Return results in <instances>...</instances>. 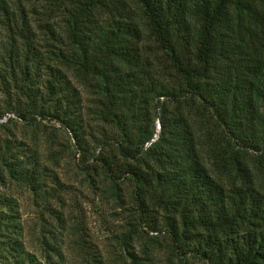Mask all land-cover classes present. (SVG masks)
<instances>
[{"label": "trees", "instance_id": "1", "mask_svg": "<svg viewBox=\"0 0 264 264\" xmlns=\"http://www.w3.org/2000/svg\"><path fill=\"white\" fill-rule=\"evenodd\" d=\"M74 77L118 129L97 141L107 152L88 147ZM160 96L176 109L153 139ZM12 111L56 122L111 191L129 179L139 209L165 212L169 252L195 259L183 264H264V0H0V117ZM18 143L0 135V167L34 192L41 171ZM0 264L41 262L5 233Z\"/></svg>", "mask_w": 264, "mask_h": 264}, {"label": "rangeland", "instance_id": "2", "mask_svg": "<svg viewBox=\"0 0 264 264\" xmlns=\"http://www.w3.org/2000/svg\"><path fill=\"white\" fill-rule=\"evenodd\" d=\"M60 7L49 12L58 29L63 27ZM35 8L43 9L40 2L35 3ZM73 79L80 93V122L88 147L94 146V154L107 152L98 143L118 129L97 113L99 95L92 81ZM159 100L153 114V139L161 129L160 118L176 109L174 102L161 96ZM195 119L200 123L196 126L198 139L207 142L214 130L210 120L198 116ZM126 125L135 127L129 121ZM0 135L21 141L14 150L28 155L24 159L34 158L41 171V187L32 192L0 167V239L5 233L18 236L41 264H130L132 258L127 250L135 253L137 264L195 261L188 254L175 258L169 252L162 217L165 212L158 206L147 211L139 209L129 179L118 181L115 192L111 191L96 162L88 155L85 161L81 150L71 144L72 140L53 120L37 117L24 122L12 111L0 117ZM204 159L212 167L209 156ZM84 161L92 167L86 168ZM4 201L8 205L2 206ZM144 219L160 221V230H151Z\"/></svg>", "mask_w": 264, "mask_h": 264}]
</instances>
